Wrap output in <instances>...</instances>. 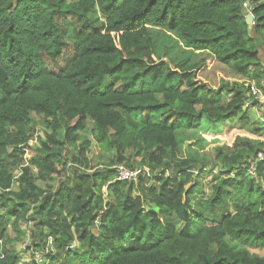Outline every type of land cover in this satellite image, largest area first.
Returning a JSON list of instances; mask_svg holds the SVG:
<instances>
[{
  "label": "trees",
  "instance_id": "1",
  "mask_svg": "<svg viewBox=\"0 0 264 264\" xmlns=\"http://www.w3.org/2000/svg\"><path fill=\"white\" fill-rule=\"evenodd\" d=\"M261 51L264 0H0V264L21 263L8 230L24 242L27 225L43 264H264V122L245 86L264 89ZM206 57L241 84L197 81ZM204 120L258 139L210 166L202 138L183 155Z\"/></svg>",
  "mask_w": 264,
  "mask_h": 264
},
{
  "label": "rangeland",
  "instance_id": "2",
  "mask_svg": "<svg viewBox=\"0 0 264 264\" xmlns=\"http://www.w3.org/2000/svg\"><path fill=\"white\" fill-rule=\"evenodd\" d=\"M74 1V0H70ZM249 5V1H245ZM246 11V10H245ZM247 12V11H246ZM261 60L262 63L264 64V51H261ZM197 81L199 82H205L208 83L211 87L217 88L222 81H227L230 83H239L241 84L240 79L235 78L230 70H228L226 67H223L219 63H217L215 60H213L210 57H206V66L203 67V69L198 73L197 76ZM249 82L245 83V86L248 87ZM264 86V83L262 84ZM252 114L256 117L258 121L264 122V109L262 106L259 104L255 108H251ZM38 119V118H37ZM44 122L41 119V121H37V124L35 126V132L37 131V134L34 137V140L30 142L31 147H36L37 145L39 146V143L44 140ZM93 129V126L90 123H87V128L82 131V137H86L89 139L92 143V147L90 151L88 152V158L91 161V166H93L95 169H98L97 171H106L107 168H105V164L109 163L110 160L113 158V151H107L106 148L101 144H98L92 134L91 130ZM185 140L190 138V135L193 137L192 139H189V141L184 145L183 147V155L186 156L187 154V145H190L188 143H194L198 141L200 138L204 139V143H201L200 145L203 146V152L207 159L209 160V165L213 163L215 159V149L223 146H229L231 147L232 144L235 141V138L237 136H246L252 139H258L257 136L252 135L250 133H246L242 130H240L238 127H229V126H224V127H219L215 129L213 125L208 123L206 120H204L203 125L196 130V135L194 134H185ZM263 141V139H261ZM72 149L68 150V153H71ZM131 154V153H130ZM31 156V150H29V154L27 159H30L29 157ZM122 166L124 169H126V166L122 163H119L116 165V168H120ZM115 167V166H114ZM113 168V167H112ZM218 175V174H216ZM214 176H211L210 179H212ZM208 181H204L203 183L205 185V198H207L210 194V190L207 187ZM57 184V183H56ZM38 185L40 188L45 189L47 186L46 184H43L42 182L38 181ZM58 185V184H57ZM56 185V186H57ZM106 192V188L103 189V193ZM28 227L23 226L21 230L23 232H27V240L24 242L16 241V233L13 231V226L9 228L8 230V238L12 241L11 248L9 246H6L9 250H15L20 254L21 257V263L19 264H33L34 260L37 261L39 264L42 263V258H43V253L40 252H35L32 251V249L27 250L28 244H29V239L28 236L31 231V225H27ZM239 248H243L242 245H238ZM250 252L254 254H258L260 256L264 255V252L262 251H256V250H250Z\"/></svg>",
  "mask_w": 264,
  "mask_h": 264
},
{
  "label": "built area",
  "instance_id": "3",
  "mask_svg": "<svg viewBox=\"0 0 264 264\" xmlns=\"http://www.w3.org/2000/svg\"><path fill=\"white\" fill-rule=\"evenodd\" d=\"M243 6H244V9L248 12V15H251L253 17V15L251 14L250 5L246 2V3H244ZM248 88H249V96L252 97L253 99H255L256 101H258V103L264 109V89L258 88L255 83H251V85L249 84ZM246 107H249V104H247ZM258 161L259 162L264 161V151L259 152L257 154L255 163H257ZM115 169L117 172L118 180H120V181H127V182L137 181L139 179L140 174L142 173V169L133 170V169H129L127 167H126V169H124L122 166H120V168H116V166H115ZM254 170H255V166L253 164L250 167V172L253 174ZM4 244L5 243H4L3 238L0 237V256H1V258L4 257V255H3L4 254V246H5Z\"/></svg>",
  "mask_w": 264,
  "mask_h": 264
},
{
  "label": "water",
  "instance_id": "4",
  "mask_svg": "<svg viewBox=\"0 0 264 264\" xmlns=\"http://www.w3.org/2000/svg\"><path fill=\"white\" fill-rule=\"evenodd\" d=\"M246 21H247V24L249 26V29H251L252 25H253V17L251 15H248L247 18H246Z\"/></svg>",
  "mask_w": 264,
  "mask_h": 264
}]
</instances>
